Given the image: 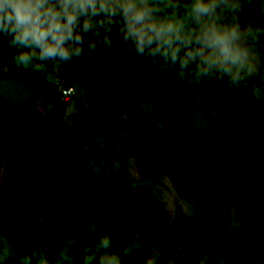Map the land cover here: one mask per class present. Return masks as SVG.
Returning <instances> with one entry per match:
<instances>
[{"label":"rangeland","instance_id":"1","mask_svg":"<svg viewBox=\"0 0 264 264\" xmlns=\"http://www.w3.org/2000/svg\"><path fill=\"white\" fill-rule=\"evenodd\" d=\"M91 39L82 58H74L63 71L53 72L49 65L44 72L60 91L64 86L75 88L67 102L64 128L86 150L95 172L121 183L124 221L141 264H241L238 257L248 264H264V209L229 196L219 180L225 170L211 160L216 150L220 155L219 129L230 122L223 103L238 90L225 91L219 82L184 84L168 69L145 75L150 61L137 68L138 57L133 56L134 72L162 97L174 120L172 141L159 114L161 97L144 93L119 46L90 51ZM4 53L0 44L1 221L49 264H85V260L100 264L105 257H116L123 264L100 211L96 185L81 176L61 199L50 184L61 171L45 162L40 137L57 108L42 101L28 103L35 91L20 82L12 59ZM89 59L94 61L91 66ZM256 79L264 82V61L246 87L251 93L257 90L258 117L264 120V85H256ZM201 157L209 159L207 165ZM183 158L192 164L186 189ZM181 193L202 206L218 207L227 224ZM82 225L102 231L110 246L105 249L98 243L89 252L75 235ZM25 259L36 264L18 252L10 234L0 227V264Z\"/></svg>","mask_w":264,"mask_h":264},{"label":"clouds","instance_id":"2","mask_svg":"<svg viewBox=\"0 0 264 264\" xmlns=\"http://www.w3.org/2000/svg\"><path fill=\"white\" fill-rule=\"evenodd\" d=\"M89 37L90 51L115 50L122 39L137 68L150 61L145 75L168 69L184 84L219 82L233 92L246 88L264 61V0H0V38L17 68L63 71L83 57ZM251 96H258L255 88ZM99 245L107 249L110 241ZM100 264L120 261L105 257Z\"/></svg>","mask_w":264,"mask_h":264},{"label":"trees","instance_id":"3","mask_svg":"<svg viewBox=\"0 0 264 264\" xmlns=\"http://www.w3.org/2000/svg\"><path fill=\"white\" fill-rule=\"evenodd\" d=\"M0 44L12 59L20 82L29 85L35 91L27 100L28 103L32 105L35 101H42L51 107L57 108L40 137L45 162L54 170L61 171L60 174L53 176L50 184L57 191L59 197L64 199L81 176H86L93 182L98 190L99 208L106 221V228L116 241L118 256L123 264H141L135 244L124 221L125 213L121 206V183L104 174L95 172L89 165L86 150L76 144L64 128L63 120L66 116L68 101L62 100V90L67 86H64L60 91L47 78L43 70L40 73H34L32 70L26 71L23 67L17 68L15 53L7 47L8 40L0 38ZM119 47L125 55V46L122 39ZM259 55L264 57V49L260 50ZM127 59L129 63L128 70L134 78L141 82L144 93L159 95L156 91L148 89L143 78L134 72L132 60L128 57ZM255 81L258 86L264 85V82L259 79ZM251 95L252 93L248 88H241L237 91V95H229L230 101L223 103L227 108L230 122L219 129L218 146L220 147V155H217L216 150L211 154V160L225 170L220 175L219 180L224 183L223 188L229 196L242 197L254 207L264 209V120L258 117V97L252 98ZM159 114L169 129L173 141L175 124L173 118L164 109L162 97L159 101ZM208 141L209 137L206 136L201 144L200 152L202 156H204L203 152ZM199 160L205 165L209 161L206 157H201ZM183 162L186 175L184 187L186 189L190 183L189 170L192 164L188 162L187 158H183ZM193 164L198 165V162L195 161ZM221 169L219 168V170ZM181 196L185 200L195 203L201 210H208L217 215L225 225L227 224L226 217L218 207L202 206L184 193H181ZM0 227L10 234L19 253L29 255L36 264H49L44 258L39 257L35 249L23 237L6 226L1 219ZM75 235L79 241L87 245V250L90 252L97 247L104 233L82 225ZM125 248L131 250L130 254L125 255ZM238 260L241 264H248L242 257H238Z\"/></svg>","mask_w":264,"mask_h":264},{"label":"built area","instance_id":"4","mask_svg":"<svg viewBox=\"0 0 264 264\" xmlns=\"http://www.w3.org/2000/svg\"><path fill=\"white\" fill-rule=\"evenodd\" d=\"M75 92H76V90L73 86H67L66 88H64L62 90V100L68 101L70 99V97L75 95Z\"/></svg>","mask_w":264,"mask_h":264}]
</instances>
